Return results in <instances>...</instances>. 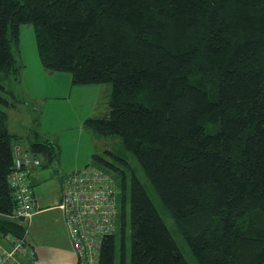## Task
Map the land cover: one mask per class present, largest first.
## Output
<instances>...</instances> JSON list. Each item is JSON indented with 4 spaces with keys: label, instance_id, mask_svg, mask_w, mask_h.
Returning <instances> with one entry per match:
<instances>
[{
    "label": "trees",
    "instance_id": "16d2710c",
    "mask_svg": "<svg viewBox=\"0 0 264 264\" xmlns=\"http://www.w3.org/2000/svg\"><path fill=\"white\" fill-rule=\"evenodd\" d=\"M26 23L47 71L70 72L73 85L112 84L109 110L84 125L129 153L88 163L120 191L121 264L128 202L130 264H191L130 157L199 264H264V0H0V236L24 241L25 221L7 216L21 138L8 110L21 100L3 82L21 83ZM29 139L19 146L41 165L58 159L55 141L36 129ZM117 233L100 264H116Z\"/></svg>",
    "mask_w": 264,
    "mask_h": 264
},
{
    "label": "rangeland",
    "instance_id": "374dc122",
    "mask_svg": "<svg viewBox=\"0 0 264 264\" xmlns=\"http://www.w3.org/2000/svg\"><path fill=\"white\" fill-rule=\"evenodd\" d=\"M20 32L21 33L19 44L21 50V58L23 59L25 64H28V67L32 71L28 73L38 72L36 67L37 65L41 66L42 63L38 52L34 27L32 24L29 23L23 24L21 26ZM58 72V74L69 73L71 76V73L67 71ZM38 76L43 81L49 82V75H44L45 77L41 75ZM1 77L2 76L0 73V81H2ZM55 79L56 77L54 78V81ZM3 83L6 86L14 87L21 100L17 103V106L15 108H10L8 110L9 125L11 130L18 135L20 133L19 131H24L26 133V136L20 135L21 138L16 140V143L20 144L24 148L28 147L30 141L29 133H31L33 129H36L41 133H43V131L47 132L51 136V139L57 144H59L61 148L58 159L53 164H43L39 166L38 170L40 171V174L42 176L36 174L33 175V177L35 178L34 190L39 202L42 203V207L58 203L60 190L62 188V180L64 176L74 170L72 169L74 165L85 164L87 161L88 163H90L92 160L93 153H100L109 158H112V156L108 153V151H112L125 157L129 156V153L127 151H124L125 149H123L122 141L119 137H100L96 135V139H93L90 135H88V133H86L87 129L82 130L79 127L80 124L78 122V119L82 117V114L90 113L88 111H93L91 112L93 113L92 115L85 114L87 115L85 117L93 115L101 116L107 110H109L107 101L111 97L112 93L111 83H103V88L105 89L101 91L100 96L74 90V94H86V97L80 99H76L75 97H73L71 101H69V97L65 99L57 98V102L60 104V106L57 108L55 104V99L53 98H42L41 100L38 99L37 102H34L30 100L33 91L22 92L23 89L21 90V84H17L14 80H4ZM30 83L32 84H29V86L32 85L33 87V85L36 84L34 89L36 91H41L40 93L42 95L44 94L45 85L41 83V80H39V78L35 77V79H32ZM37 106L40 109L39 112H37L36 110ZM34 116L38 118L37 121L34 119ZM129 160L131 161L132 165L137 168L138 175L140 176L142 182L151 194L152 199L154 200L160 213L166 220L167 225L173 232V235L177 239L180 248L182 249L186 258L190 261L191 264H199L190 248V245L179 231L170 210L163 205L159 198V195L152 187L151 183L145 176L139 164L131 157ZM118 192L120 194L119 189ZM121 204L122 203L120 195H117L118 217L121 216ZM127 215L128 224L125 230V253L126 262L127 264H130L132 250V235L129 225V202L127 204ZM64 221L65 220L63 212H61V209L59 208H52L45 212L43 211L35 218L33 216V218H31L30 220H27L25 222L23 221L24 224H22V226L26 227L28 231L27 242L34 248L35 252H40V237L45 236L47 247L46 249L48 251V255L55 261V259L59 258V255L55 253V250H58L59 247L55 245V243L59 242V238L62 233H57L56 231L61 229V226L59 225H61V223ZM49 225L53 226V229H49ZM116 231L118 232L116 264H121V228L117 227ZM0 237L6 242L5 235L1 234ZM34 237H37L39 243L35 240ZM6 243L8 247H11V244L9 242ZM38 257L39 255H35L32 258L25 257L24 260L27 264H40L41 260H39Z\"/></svg>",
    "mask_w": 264,
    "mask_h": 264
},
{
    "label": "built area",
    "instance_id": "2783aa9c",
    "mask_svg": "<svg viewBox=\"0 0 264 264\" xmlns=\"http://www.w3.org/2000/svg\"><path fill=\"white\" fill-rule=\"evenodd\" d=\"M39 165V157L16 147L10 183L17 206L8 216L27 221L36 214L37 200L30 177ZM117 191L116 179L92 164L64 178L59 207L78 264H100L103 243L118 227ZM5 239L11 247L0 242V264H27L24 258L35 256L27 241L9 235Z\"/></svg>",
    "mask_w": 264,
    "mask_h": 264
},
{
    "label": "crops",
    "instance_id": "0c3cea01",
    "mask_svg": "<svg viewBox=\"0 0 264 264\" xmlns=\"http://www.w3.org/2000/svg\"><path fill=\"white\" fill-rule=\"evenodd\" d=\"M25 65L26 66L24 67L22 74H21V83H20L21 84V90L23 89L22 92L33 91L32 97L30 98V100H32L34 102L35 101L37 102L38 99L41 100L42 98H53V99H55V104H56V108H57L60 106V104L57 102L58 101L57 98L65 99V98L69 97V101H71L73 97H75L76 99L86 97V94H74V90L80 91L83 93H89V94H93V95L95 94L96 96L97 95L100 96L101 91L105 89V88H103L104 87L103 84H89V85H81V86L73 85V83L71 81V76L69 73L68 74H58L59 72H52L51 73L49 71H46L42 65L41 66L37 65L36 69L38 72L28 73V72H32V71L28 67V64H25ZM62 73H65V72H62ZM38 75H41V76L49 75L50 76L49 82L43 81L42 79H40V77ZM35 77L39 78V80H41V83L45 85V91H44L43 95L40 93L41 91H36L34 89L36 84H34L33 87H32V85L29 86V84H32V83H30V81L32 79H35ZM55 77H56V79L54 81ZM53 92H56V93H53ZM96 100H99V99H96ZM69 101H67V102H69ZM88 112H90V113H84L81 115L82 117H80L78 119V122L80 124L79 127L82 130L87 129L86 133H88V135H90L93 139H96V137L98 135L96 133H94L92 130H90L84 126V120L87 118V117H85V116H87L85 114H88V115L93 114V113H91L93 111H88ZM88 117H90V116H88ZM30 125H32V124H30ZM9 128H10V125H9ZM10 130H11V128H10ZM19 132H20L19 135L26 136V133L24 131L23 132L19 131ZM13 133H15V132H13ZM39 133L43 134L44 137H48L50 140H52L51 136L47 132L43 131V133H41V132H39ZM16 144H18V143H16ZM87 163H88V161L85 164L74 165L72 167V169H74V170L71 172H75V171L80 170ZM38 168H36L34 170V172L32 173V175L30 177L32 185H33V190H34V183H35V178L33 177V175L34 174L41 175ZM34 193H35V190H34ZM35 196H36V200H37V208H36V214L34 215V218L36 216H38L39 214H41L43 211L45 212V211H48L52 208L53 209L54 208L55 209H57V208L61 209L59 207V203H60V200L62 197V188L60 190L58 203L50 205V206L42 207V205H41L42 203L39 202L36 193H35ZM61 212H62V210H61ZM59 226H61V229L59 228L60 230H57L56 232L57 233L62 232V233H61V236L59 238V242L55 243V245H57L59 247L58 250H55V253L59 255V258L55 259V261H54L53 258H51L48 255V251L46 249L47 248L46 247V240H45L46 238H45V236H42V237H40L41 243L39 244L40 252L38 251L35 253L36 256L39 255L38 258H39V260H41L40 264H78L77 255H75L76 252L74 251V248L72 246V242H71L70 235H69L68 229L66 227L65 221L62 222L61 225H59ZM48 227H49V229H53V226H51V225H49ZM34 238L39 243V240L37 239V237H34ZM0 240H1L0 242L4 243L3 239H1V237H0Z\"/></svg>",
    "mask_w": 264,
    "mask_h": 264
}]
</instances>
